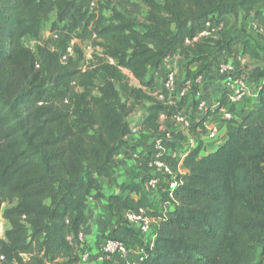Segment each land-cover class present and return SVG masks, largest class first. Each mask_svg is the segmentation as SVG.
<instances>
[{
    "label": "trees",
    "instance_id": "obj_1",
    "mask_svg": "<svg viewBox=\"0 0 264 264\" xmlns=\"http://www.w3.org/2000/svg\"><path fill=\"white\" fill-rule=\"evenodd\" d=\"M53 12L63 24H53L55 50L22 46L26 37L39 39ZM224 16L228 27L218 39L185 44ZM239 18L240 26L231 24ZM249 19L264 43V0H0V219L8 224L0 264H77L74 242L89 199L119 211L143 208L157 223L142 264H263L264 50L246 31ZM72 36L101 51L97 68L63 63L62 43ZM235 47L257 62L250 73L257 98L227 123L218 147L185 155L171 196L157 192L172 210L155 208L139 180L105 193L102 183L112 181L115 159L128 146L134 108L147 104L142 126L151 131L163 109L130 87L122 70L150 87L178 54L193 79ZM214 116L208 112L195 128ZM136 235L116 223L107 238L129 244Z\"/></svg>",
    "mask_w": 264,
    "mask_h": 264
},
{
    "label": "built area",
    "instance_id": "obj_2",
    "mask_svg": "<svg viewBox=\"0 0 264 264\" xmlns=\"http://www.w3.org/2000/svg\"><path fill=\"white\" fill-rule=\"evenodd\" d=\"M228 23H207L204 30L185 44L195 43L208 39H218L227 29ZM54 38L57 36L55 34ZM66 57H63L64 61ZM252 69L237 71L232 61L222 62L217 66V72L223 76L218 90L211 91L205 87V78L202 74L193 79L185 76L184 60L175 54L168 57L161 69L154 74L150 87L144 86V80L135 79L126 70L137 89L161 103L163 109L156 119L157 130H145L142 126L145 117L143 112L129 116V134L125 138L128 145L120 149L115 159L117 162H130L134 166L137 180L147 192L157 193L159 190L168 192L177 187L179 166L182 165L186 154L199 150L203 155L209 152L210 146H219L226 138V125L236 115L234 110L241 108L249 98L253 85L250 80ZM211 92V93H209ZM186 100V107L177 109L179 102ZM208 112L215 116L209 125L204 124L202 129L195 128L199 120ZM144 156L139 160V156ZM168 159H173L174 165ZM91 200L89 199L88 202ZM117 213L122 215V225L133 228L136 234H141L150 241L149 248L143 244L134 246L133 238L125 244L119 240L104 238L97 249L78 254L77 264H142L146 258V250L152 248L155 238L156 222L147 215L146 210H125ZM77 242H84V237L78 233ZM75 243V242H74Z\"/></svg>",
    "mask_w": 264,
    "mask_h": 264
},
{
    "label": "crops",
    "instance_id": "obj_3",
    "mask_svg": "<svg viewBox=\"0 0 264 264\" xmlns=\"http://www.w3.org/2000/svg\"><path fill=\"white\" fill-rule=\"evenodd\" d=\"M221 21L224 23L229 22V18L224 16L221 18ZM232 61L235 65L237 71H246L251 68H241L239 62L244 64H250L253 62L244 56L241 52L240 47H235L232 55L229 56H221L217 55L213 58V64H220L222 62ZM251 65V64H250ZM194 68H192L193 70ZM223 76L217 72H214L211 68V71L207 75L206 80L204 81L205 87H209V90H218V87L221 85L222 80L220 78ZM211 93V92H209ZM257 98L256 93L254 92L253 85L250 89L249 98L245 101L246 103L240 108L243 110L246 105L250 104L253 100ZM213 121V117L209 118V120L205 123L209 125L210 122ZM218 146H210V151L214 150ZM208 153V152H207ZM206 153V154H207ZM179 172L184 174L185 170L183 165L179 166ZM131 180H137L136 172L134 170V166L130 162H117V166L114 169V176L110 183H102V187L105 193H112L118 185L122 183H127ZM165 206V207H164ZM163 212L171 211V207L168 204H164L160 208ZM122 215L117 213L116 208H110L108 203L105 200L99 201H90L88 203V209L85 214V220L83 224L79 228V233H81L84 237V242H77L75 240L74 248L77 250L78 254L97 249L98 245L103 241L104 238L114 229L116 223L122 224ZM137 242L134 246H138L143 244L145 247L149 248L150 241L146 237L141 234H137L135 238H133L132 243ZM154 242V241H153ZM153 245V244H152Z\"/></svg>",
    "mask_w": 264,
    "mask_h": 264
},
{
    "label": "rangeland",
    "instance_id": "obj_4",
    "mask_svg": "<svg viewBox=\"0 0 264 264\" xmlns=\"http://www.w3.org/2000/svg\"><path fill=\"white\" fill-rule=\"evenodd\" d=\"M108 13H106L107 15ZM235 24L236 26H240L242 23V20L239 18L235 23L231 20V24ZM53 24H56L58 28H62L63 24L57 23L56 19V12H53L50 14L48 19L41 24V30H40V36L39 39H34L33 37L29 36L26 37L21 41L22 46L29 48L34 53L37 52V49L39 47L41 48H47L51 51L55 50V43L57 38L55 39V33L53 31ZM245 28L248 34L253 38L255 44L259 48V50L262 52L264 50V43L259 39V36L263 33L261 29L259 28L258 24L254 23L251 19L246 21ZM63 46L66 51V59L63 61V63H66V61L71 60L76 63L78 68L85 70L89 67L97 68L99 66V62L103 59L102 53L99 49H95L92 47L91 43L89 42H83L79 39L74 38V36L71 37L70 40H66L63 43ZM241 68H251L254 69L257 65V62H251L250 64H244L242 65L241 62H239ZM219 65V64H218ZM217 63L213 64L212 70L216 72L217 69ZM195 69V67H193ZM211 69V68H210ZM207 71L203 72L202 75L204 76L205 80L207 78V75L205 74ZM125 80L127 81L128 85L130 87L136 88L138 86L137 82H134L132 78H130L127 74L124 75ZM223 79L220 78V81ZM105 80V76L102 72H98L97 80H96V86H101ZM246 103V102H245ZM244 103V104H245ZM147 106V104H139L135 110L133 111L134 114H137L138 112H142V107ZM186 107V104H184L183 108ZM240 108H237L234 110L236 117L239 115ZM144 112V111H143ZM132 113V114H133ZM131 114V115H132ZM148 195L151 198V201L153 202V205L155 208H158L160 210L163 203L159 202V197L161 194H156L152 192H148ZM7 207V206H5ZM165 207V206H164ZM8 228V224L0 219V234L3 235L6 229ZM261 263L264 264V259H259Z\"/></svg>",
    "mask_w": 264,
    "mask_h": 264
}]
</instances>
